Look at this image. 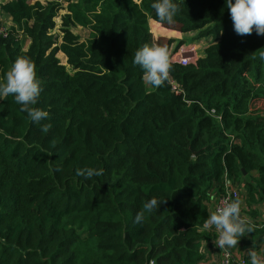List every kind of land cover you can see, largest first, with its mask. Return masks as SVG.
<instances>
[{
	"label": "trees",
	"instance_id": "1",
	"mask_svg": "<svg viewBox=\"0 0 264 264\" xmlns=\"http://www.w3.org/2000/svg\"><path fill=\"white\" fill-rule=\"evenodd\" d=\"M173 2L175 22L155 31L212 42L151 88L133 60L157 45L154 0H76L61 42L58 4L0 2L14 22L0 37V80L27 56L42 89L34 107L49 113L36 123L13 96L0 100V264H200L216 249L203 229L215 199L244 178L249 206L264 204V36L237 35L226 0ZM85 167L102 175H77ZM153 197L163 203L135 223Z\"/></svg>",
	"mask_w": 264,
	"mask_h": 264
},
{
	"label": "clouds",
	"instance_id": "2",
	"mask_svg": "<svg viewBox=\"0 0 264 264\" xmlns=\"http://www.w3.org/2000/svg\"><path fill=\"white\" fill-rule=\"evenodd\" d=\"M151 7L161 24H173L180 11L179 5L173 0H154ZM226 7L237 35L247 36L255 31L257 35L264 36V0H226ZM260 56L264 59V52ZM133 63L142 68V79L146 86L160 87L169 79L171 60L167 47L145 44L135 52ZM41 90L36 66L24 55L16 58L3 80H0V100L13 96L15 102L22 106L21 111L26 112L30 120L36 123L49 115L47 111L34 107ZM50 128V124H44L41 130L47 133ZM77 175L92 178L102 175V170L85 167L78 169ZM161 203L155 197L144 203L135 217V223L141 224L146 218L145 214L154 211ZM241 205L239 199L224 200L214 211H209L203 223L204 230H215L217 237L214 243L222 251L236 247L242 236L255 231V224L241 215ZM247 255L251 264H264V256L255 250L254 245L247 250Z\"/></svg>",
	"mask_w": 264,
	"mask_h": 264
},
{
	"label": "rangeland",
	"instance_id": "3",
	"mask_svg": "<svg viewBox=\"0 0 264 264\" xmlns=\"http://www.w3.org/2000/svg\"><path fill=\"white\" fill-rule=\"evenodd\" d=\"M1 1L3 0H0V2ZM29 1L34 2L36 0H29ZM40 1H42L43 3H55L59 5V10L54 20L55 28L51 31V34L58 36V40L59 42H61L62 37H63L62 29L65 25L63 22V17L64 15L69 13L68 9H69L70 3H74L76 0H40ZM8 16H9L8 14H5L4 12L0 11V22L4 23V25L8 27V29L10 30V28L14 25V22ZM164 27H166L167 29L175 30L177 33L181 34V35L178 34L177 38H170L169 36L155 38L157 40V46L167 47L170 53L171 63H179L178 61L179 58L184 57V56L190 57L191 60H194L196 57L199 59L201 56L204 55L205 49L212 42L211 38L200 36L202 33L201 32L202 30L182 32L178 29V27H167V26H164ZM71 28L74 32L78 33L82 39H87L90 35L91 30L89 27H83V26L77 25V26H71ZM177 33H174L171 35L176 36ZM29 43H30V40L26 39L25 45H24L25 49L28 48ZM193 48L195 49V51H192ZM57 56L61 59V62L63 64H67V57L63 52L61 51L58 52ZM149 88H151L150 85H149ZM261 105L264 106V104H261ZM237 183H245V179L242 178L240 182H236L235 184ZM241 185H244V184H241ZM245 191L246 190L243 187V196L240 199L242 201V205H241L242 214L241 215L248 217L255 225H257L258 228H264V204L260 203V204H255L253 206H249ZM215 202H216V199L210 205V208L212 210L214 208ZM243 238L244 240L241 239L242 241H239L243 249H245L246 247L251 248L253 247V245L255 246L254 242L256 238L251 237L250 234L246 235ZM255 250L260 255L264 256V242L259 246V248H255ZM243 255L248 257V263L251 264L250 258L247 255L246 250H244Z\"/></svg>",
	"mask_w": 264,
	"mask_h": 264
},
{
	"label": "built area",
	"instance_id": "4",
	"mask_svg": "<svg viewBox=\"0 0 264 264\" xmlns=\"http://www.w3.org/2000/svg\"><path fill=\"white\" fill-rule=\"evenodd\" d=\"M8 34H9L8 27H6L4 23L0 22V37H7ZM192 51H195V49L193 48ZM197 60H198L197 57L194 60H191L190 57L184 56V57L179 58L178 61L182 65H189L192 63H196ZM171 84L173 86V89L177 90L179 85L175 81H171ZM212 111L214 112V110ZM241 184H244V183H237V184L231 185L223 195L218 197L214 205V210L224 200H235V199L240 200L243 196V187H244V185H241ZM216 237H217V234H216ZM216 249L218 250L220 258L219 260L215 262V264H248L247 260L245 259L243 255H239L235 253L230 248L224 251H222L218 247H216Z\"/></svg>",
	"mask_w": 264,
	"mask_h": 264
},
{
	"label": "crops",
	"instance_id": "5",
	"mask_svg": "<svg viewBox=\"0 0 264 264\" xmlns=\"http://www.w3.org/2000/svg\"><path fill=\"white\" fill-rule=\"evenodd\" d=\"M6 14V13H5ZM9 18H11L10 16H8ZM159 23L160 24V26H162V24L160 23V22H158V21H156V20H154V19H149V25H150V28H151V31H152V33H153V35L155 36V38H157V37H165V36H169L170 38H177L178 37V34H180V33H177V35L176 36H172L171 34H165V33H159V32H157V31H155V29H154V23ZM181 35V34H180ZM168 37V38H169ZM263 110H264V108H263ZM212 210V209H211ZM213 210H214V208H213ZM212 210V211H213ZM241 239H243V236L240 238V241H242ZM242 245H240V243L237 245V247H235L234 249L233 248H230L231 250H233L234 252H236L237 254H239V255H243L244 254V250H248V248H250V247H244L245 249H243V247H241ZM240 251V252H239ZM206 255H207V261L206 262H204V263H200V264H215V262L217 261V260H219V258H220V256H219V253H218V250L217 249H215L213 246H208L207 248H206ZM217 256H219V257H217ZM244 256V255H243Z\"/></svg>",
	"mask_w": 264,
	"mask_h": 264
},
{
	"label": "water",
	"instance_id": "6",
	"mask_svg": "<svg viewBox=\"0 0 264 264\" xmlns=\"http://www.w3.org/2000/svg\"><path fill=\"white\" fill-rule=\"evenodd\" d=\"M244 173H246V172L244 171Z\"/></svg>",
	"mask_w": 264,
	"mask_h": 264
}]
</instances>
